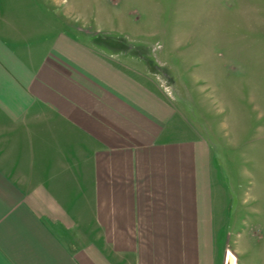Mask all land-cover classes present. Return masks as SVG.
<instances>
[{"label": "crops", "instance_id": "1", "mask_svg": "<svg viewBox=\"0 0 264 264\" xmlns=\"http://www.w3.org/2000/svg\"><path fill=\"white\" fill-rule=\"evenodd\" d=\"M54 2L0 0V264H212L209 169L197 161L192 169L184 149L146 152V140L159 149L175 138L169 115L152 110L163 105L156 88L139 78L146 77L142 71L131 76L75 38L65 21L55 29ZM131 110L140 114L135 121ZM107 112L131 130L118 136L124 129ZM196 136L189 142L201 144L196 152L209 168V147ZM132 138L144 146L123 142L109 152V140ZM175 154L184 155L170 161L182 186L169 202L186 206L164 207L173 218L165 214L164 226L146 230L134 229L133 210L131 228L109 213V181L128 185L133 208L144 204L138 188L164 177L151 159ZM115 155L124 169L111 178ZM154 216L155 222L162 217Z\"/></svg>", "mask_w": 264, "mask_h": 264}, {"label": "rangeland", "instance_id": "2", "mask_svg": "<svg viewBox=\"0 0 264 264\" xmlns=\"http://www.w3.org/2000/svg\"><path fill=\"white\" fill-rule=\"evenodd\" d=\"M65 9L69 12L64 20ZM52 19L55 29L65 21L70 34L89 41L131 76L142 71L146 77L139 78L156 88L162 99L163 105L152 110L170 117V135L175 138L166 145L157 149L150 140H109V152H118L123 142L146 145L147 153L186 150L192 169L198 163L209 169L215 200L210 206L212 264H228L229 258L233 264H264V0H55ZM108 113L107 119L125 128ZM130 114L140 115L132 110ZM125 129L130 131V125ZM125 129L117 135L123 136ZM194 134L209 147V168L205 156L201 161L196 152L198 143L189 142ZM183 157L151 159L163 180L138 188L144 204L134 208L128 185L109 181V213L122 215L129 228L132 210L134 229L164 226L165 214H170L163 208L183 206L169 202L172 191L182 186L174 179L177 167L170 161ZM121 159L109 157V177L124 169ZM156 214L162 217L155 222ZM142 240L151 243L149 236Z\"/></svg>", "mask_w": 264, "mask_h": 264}, {"label": "water", "instance_id": "3", "mask_svg": "<svg viewBox=\"0 0 264 264\" xmlns=\"http://www.w3.org/2000/svg\"><path fill=\"white\" fill-rule=\"evenodd\" d=\"M228 264H233V259L229 258Z\"/></svg>", "mask_w": 264, "mask_h": 264}]
</instances>
